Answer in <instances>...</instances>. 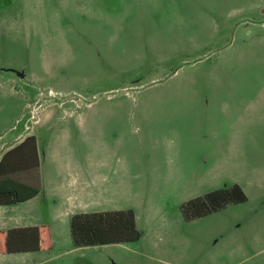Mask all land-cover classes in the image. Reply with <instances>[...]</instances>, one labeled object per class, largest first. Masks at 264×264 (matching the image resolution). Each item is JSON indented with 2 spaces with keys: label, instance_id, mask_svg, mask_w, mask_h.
Listing matches in <instances>:
<instances>
[{
  "label": "crops",
  "instance_id": "0c3cea01",
  "mask_svg": "<svg viewBox=\"0 0 264 264\" xmlns=\"http://www.w3.org/2000/svg\"><path fill=\"white\" fill-rule=\"evenodd\" d=\"M0 11V36L5 26L8 43L29 38L30 16H36L38 25L52 27L50 39L58 44L57 50L52 54L48 51L41 66L46 76L65 89L72 83L87 91L103 85L99 87L125 91L124 98L135 100L129 91L146 85L133 80L138 71L161 72L191 53L197 55L194 62L209 65L197 77L184 79H177L176 67L169 78L173 82L171 94L180 91L191 96L196 89L197 101H193L197 108L188 119L119 117L118 101L108 96L94 108L95 94L82 104L72 97L44 104L46 96L53 98L56 93L48 90L45 95L39 85L43 78L35 84L25 71L0 66V73L18 75L21 84L0 85V100L6 99L5 105L0 104V161L26 138L34 137L38 173L21 172L17 180L39 189L29 200L0 205V233L45 227L51 243L46 251L0 254V264H39L40 256L54 249L64 253L97 249L101 246L73 247L72 216L130 210L137 229V213L156 210L155 196L143 197L142 187L178 182L187 176L191 170L186 150L188 127L183 128L185 138H178L176 145L152 149L155 157L160 152L169 158L176 153L187 161L166 167L167 161L148 162L146 155L142 159L114 148L123 141L126 121H160L171 132L175 129L169 124L174 121H180L181 127L189 121L196 125L198 177L211 180L205 182L216 184L212 180L219 179L225 169H248L255 139L259 134L264 137V131L255 132L257 125L264 128V0H0ZM200 51L203 54L198 55ZM126 77L129 84L135 81L134 85L114 84ZM54 108L60 111L57 119L65 126L59 131L56 146L51 147L48 125L54 119ZM43 130L48 138L41 137ZM78 132H84L87 139L94 135L111 138L113 145L103 141L100 149L87 148L82 153L84 161H79L78 149L68 145ZM93 150L101 154L100 161L93 162ZM258 171L263 174H255L264 178V168ZM231 183L242 186L238 179Z\"/></svg>",
  "mask_w": 264,
  "mask_h": 264
},
{
  "label": "rangeland",
  "instance_id": "374dc122",
  "mask_svg": "<svg viewBox=\"0 0 264 264\" xmlns=\"http://www.w3.org/2000/svg\"><path fill=\"white\" fill-rule=\"evenodd\" d=\"M28 28L29 38L24 37L13 43H8L4 34L5 26L2 27L0 66L7 70L11 67L20 73L25 71L28 78L32 77V80L36 81L35 84L38 79L43 78L39 85L45 95L48 90L56 93L53 98L46 96L44 104H47L48 100L54 103L63 97L76 98L82 104L90 101L92 94H95L92 101L96 108L104 103L108 96H111L120 104L119 117L127 119L129 117H144V115L146 117L167 115L168 117H186L188 119L191 117L192 110L197 108V104H194L198 95L195 88L192 89L194 92L191 91V96L195 99L185 92L174 91L171 94L173 82H169L171 73L176 67L179 73L177 79L197 77L203 67L208 68V63L194 62L198 60L196 53L172 61L161 72L138 71L133 80H136L137 85H146L144 89L129 91L128 94H132V97L135 96V100H133L124 98L125 91H109L111 89L99 87L103 85L92 86L97 89L90 91L84 90L80 87L81 84L76 83H72L71 88L68 89L61 87L53 78L45 75L41 66V58L48 54V51L52 54L54 50H57L58 44L50 39L52 27L38 25V19L33 15L30 16ZM41 29H43V34ZM48 33H50V37H48ZM202 52H198V55L203 54ZM17 76L8 71L0 73V85L3 86L10 82L17 83L19 81ZM79 77L82 78L84 75H79ZM128 80L130 79L126 77L124 81L119 80L114 84L118 86L134 85L135 81L129 84ZM152 80H159V83L153 85ZM169 97L170 100L166 103V99ZM0 104L5 105L6 99L0 100ZM37 106L39 105L37 104ZM52 112L51 117L54 119L49 122L48 126L51 128L50 145L55 147L59 140V131L64 128L65 123L57 119L61 116L57 108L52 109ZM177 122L180 121L169 124L175 129L174 132H171L165 130L164 123L160 121L157 123L150 120L147 122L126 121L123 129L124 134L121 135L123 141L114 147L122 154L132 152L142 159L146 155L145 160L148 162L158 160V163H165L167 161L166 167L170 165L176 167V162L185 165L187 161L176 157V153L171 158L163 152L155 157L152 149L154 147L165 149L176 145L178 138L182 136L185 138L183 128L185 130L188 127V133H190L186 137L188 139L186 150L190 154L188 166L191 168L187 176L178 182L159 184L156 187H142L141 195L143 197L155 196L156 210L151 212L142 210L137 213V229L142 231L138 230L141 235L138 241L68 253H64L65 251L61 249H54L40 256V260L36 262L39 264H264V178H260L263 175L255 174H263L261 171H255L260 167L264 168V157L263 159L261 157V153L264 152V137L262 138L259 134L255 139L254 153L248 161L247 170L230 171L225 169L219 179L212 180L217 183L211 184L205 182L211 180L204 181L198 177L197 159L200 144L195 129L196 125L191 126L189 121L187 125L181 127ZM44 130L41 132L43 139L48 138ZM256 130L257 133H261L264 128L257 125L255 132ZM103 141L113 145L111 138L100 139L94 135L92 139L90 137L87 139L84 132H78L68 145L76 147L79 152L78 160L84 161L82 153L87 148L98 147L100 149ZM93 152L95 153L93 162L100 161L101 154L96 150ZM169 160H173V163ZM234 179L242 182L240 187L246 196L245 202L230 203L205 217L185 220L181 209L184 203L203 197L212 191L232 186L231 182Z\"/></svg>",
  "mask_w": 264,
  "mask_h": 264
},
{
  "label": "trees",
  "instance_id": "16d2710c",
  "mask_svg": "<svg viewBox=\"0 0 264 264\" xmlns=\"http://www.w3.org/2000/svg\"><path fill=\"white\" fill-rule=\"evenodd\" d=\"M38 173L34 137L9 151L0 161V205H11L35 197L39 189L17 180L21 172ZM246 196L237 185L207 193L181 207L185 220H195L216 212L226 205L239 204ZM73 247L102 246L133 243L139 240L132 211L76 214L70 219ZM51 247L49 231L45 227L13 229L0 233V254L46 251Z\"/></svg>",
  "mask_w": 264,
  "mask_h": 264
}]
</instances>
